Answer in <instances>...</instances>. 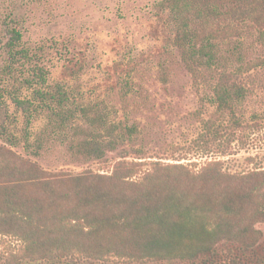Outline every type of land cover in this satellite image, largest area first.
Masks as SVG:
<instances>
[{
  "label": "trees",
  "instance_id": "obj_1",
  "mask_svg": "<svg viewBox=\"0 0 264 264\" xmlns=\"http://www.w3.org/2000/svg\"><path fill=\"white\" fill-rule=\"evenodd\" d=\"M47 1L0 0V264H264V164L226 165L264 131V0L96 4L159 21L194 96L170 125L168 63L104 65Z\"/></svg>",
  "mask_w": 264,
  "mask_h": 264
},
{
  "label": "rangeland",
  "instance_id": "obj_2",
  "mask_svg": "<svg viewBox=\"0 0 264 264\" xmlns=\"http://www.w3.org/2000/svg\"><path fill=\"white\" fill-rule=\"evenodd\" d=\"M133 1L141 0H129L128 3ZM97 3L108 7L106 11H111L115 0H48L41 6V11L56 12L59 17V28L62 30L80 26L90 27L87 29L88 34H97V61L104 65L107 63L113 65L114 61L121 59L128 51L136 50L142 51L144 60H149L153 64L168 63L177 85L174 92L170 89L169 94L159 89L156 83L149 87L151 94L156 97L153 119L163 125L185 124L191 121L193 93L187 87L186 74L180 70L176 54L168 48L164 30L154 14L140 11L139 6L131 3L126 9L127 16L117 22L109 13L105 15L98 12ZM146 3L147 1L144 4ZM138 58L142 59L141 56ZM243 140L242 149L226 159L227 167L233 172L254 169L264 164V131L246 134ZM250 158L254 161L250 162ZM206 160L208 158L199 161L202 164Z\"/></svg>",
  "mask_w": 264,
  "mask_h": 264
}]
</instances>
